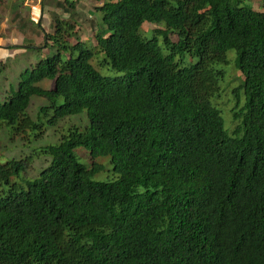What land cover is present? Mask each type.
Masks as SVG:
<instances>
[{
  "label": "trees",
  "instance_id": "obj_1",
  "mask_svg": "<svg viewBox=\"0 0 264 264\" xmlns=\"http://www.w3.org/2000/svg\"><path fill=\"white\" fill-rule=\"evenodd\" d=\"M94 1V46L75 38L71 16H52L43 36L55 54L0 103V133L23 138L41 127L26 113L34 95L48 124L83 112L88 122L45 144L39 171L28 158L0 162V264H264V9ZM230 50L241 81L229 131L211 97ZM99 53L114 75L95 67ZM106 165L112 176L95 179Z\"/></svg>",
  "mask_w": 264,
  "mask_h": 264
},
{
  "label": "rangeland",
  "instance_id": "obj_2",
  "mask_svg": "<svg viewBox=\"0 0 264 264\" xmlns=\"http://www.w3.org/2000/svg\"><path fill=\"white\" fill-rule=\"evenodd\" d=\"M237 0H233L236 2ZM3 0L0 6V103L9 99L17 89L23 72L31 69L41 59L55 54L52 46H44L46 31H52V16L59 19H69L71 16L75 22V38L87 41L93 47L95 41L93 35L99 28L102 12L94 9V0ZM242 7H251L255 10H263L262 0H239ZM67 3V6H65ZM32 7H31V6ZM62 6L66 9L63 12ZM157 26H163L162 22L146 24L142 27L143 35H150ZM175 38V32H170ZM44 35V36H43ZM42 47V48H41ZM229 63L225 67V80H221L222 88L219 96L211 97L212 104L217 107L223 117L227 130L233 129L235 121L232 118L235 99L232 97V89L240 82L238 71L234 67L233 50L227 52ZM105 56L99 53L93 61L100 72L114 75V72L105 68ZM42 87H52L53 81L42 79L38 82ZM47 104L46 100L36 95L31 97L27 112L35 121L41 122V127L29 131L28 137H22L13 126H6L0 133V162L4 163L12 157L28 158L31 168L40 170L47 164V156L42 152L45 144L55 143L71 123L83 127L87 122L86 113L69 116L52 126L47 119L51 111L46 115L40 106ZM75 153L82 163L89 166L92 162L89 150L84 147H76ZM97 162L110 163L109 157L95 159ZM111 165V163H110ZM111 170L112 165H111ZM112 176L109 166L94 175L95 179H109ZM2 188H0L1 191Z\"/></svg>",
  "mask_w": 264,
  "mask_h": 264
},
{
  "label": "crops",
  "instance_id": "obj_3",
  "mask_svg": "<svg viewBox=\"0 0 264 264\" xmlns=\"http://www.w3.org/2000/svg\"><path fill=\"white\" fill-rule=\"evenodd\" d=\"M30 6H31V5H30ZM32 6H33V5H32ZM32 6H31V7H32Z\"/></svg>",
  "mask_w": 264,
  "mask_h": 264
}]
</instances>
